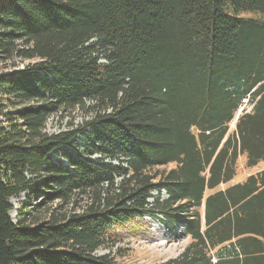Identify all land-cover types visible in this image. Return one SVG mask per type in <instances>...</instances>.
<instances>
[{
    "label": "trees",
    "instance_id": "obj_1",
    "mask_svg": "<svg viewBox=\"0 0 264 264\" xmlns=\"http://www.w3.org/2000/svg\"><path fill=\"white\" fill-rule=\"evenodd\" d=\"M0 63V264H115L144 217L165 264H264V169L227 185L264 163V0H0Z\"/></svg>",
    "mask_w": 264,
    "mask_h": 264
},
{
    "label": "rangeland",
    "instance_id": "obj_2",
    "mask_svg": "<svg viewBox=\"0 0 264 264\" xmlns=\"http://www.w3.org/2000/svg\"><path fill=\"white\" fill-rule=\"evenodd\" d=\"M19 61L15 62L16 68H21L22 64H18ZM9 63H0V73L11 70L12 67ZM82 113L77 110L73 114H63L53 116L46 123V133H56L66 129L69 123L76 124L81 121ZM234 129V123L229 126L228 133H231ZM244 158H239L238 170L233 177L232 181L227 185L232 186L234 184L243 182L245 177L253 172H257L264 169V163L258 164L255 169L245 170L243 169ZM226 186H220L218 190L224 189ZM211 193V192H206ZM164 194V193H163ZM161 193V196H164ZM24 194L17 199H10L12 210L9 215L12 221L15 222L16 211L19 208V204L24 202ZM202 212V211H201ZM145 221L139 223V225H131L128 230H116L114 232L115 244L110 249H99L95 252L99 256H109L114 259L115 264H165V262L176 259L181 251L186 247L189 240L187 238L175 240L170 237L161 226L150 217H144ZM146 222V224H145ZM139 226V227H137ZM134 228V233H131Z\"/></svg>",
    "mask_w": 264,
    "mask_h": 264
},
{
    "label": "built area",
    "instance_id": "obj_3",
    "mask_svg": "<svg viewBox=\"0 0 264 264\" xmlns=\"http://www.w3.org/2000/svg\"><path fill=\"white\" fill-rule=\"evenodd\" d=\"M252 102L250 101V99H249V94L244 98V99H242L241 100V102H240V104H239V106H238V110H237V114L235 115V118L238 116V115H240V114H242V113H246V112H249V111H251V107H252ZM232 122H234V120L232 121ZM164 192H162V194H163ZM152 199H149V201H151Z\"/></svg>",
    "mask_w": 264,
    "mask_h": 264
},
{
    "label": "bare ground",
    "instance_id": "obj_4",
    "mask_svg": "<svg viewBox=\"0 0 264 264\" xmlns=\"http://www.w3.org/2000/svg\"><path fill=\"white\" fill-rule=\"evenodd\" d=\"M251 98V97H250ZM249 113V112H248Z\"/></svg>",
    "mask_w": 264,
    "mask_h": 264
}]
</instances>
